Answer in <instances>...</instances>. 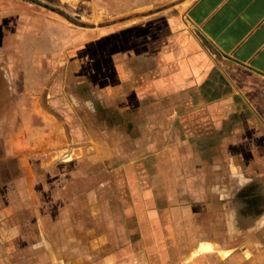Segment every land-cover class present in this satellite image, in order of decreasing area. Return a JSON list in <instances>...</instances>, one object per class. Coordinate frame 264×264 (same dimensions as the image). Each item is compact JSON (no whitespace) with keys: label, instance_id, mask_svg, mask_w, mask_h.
Returning <instances> with one entry per match:
<instances>
[{"label":"crops","instance_id":"0c3cea01","mask_svg":"<svg viewBox=\"0 0 264 264\" xmlns=\"http://www.w3.org/2000/svg\"><path fill=\"white\" fill-rule=\"evenodd\" d=\"M19 251L264 264V0H0V253Z\"/></svg>","mask_w":264,"mask_h":264},{"label":"rangeland","instance_id":"374dc122","mask_svg":"<svg viewBox=\"0 0 264 264\" xmlns=\"http://www.w3.org/2000/svg\"><path fill=\"white\" fill-rule=\"evenodd\" d=\"M186 0H183V2ZM24 249V247H21ZM48 255L37 253H18L13 254H1L0 264H48Z\"/></svg>","mask_w":264,"mask_h":264}]
</instances>
